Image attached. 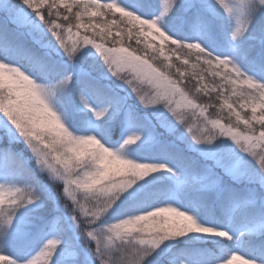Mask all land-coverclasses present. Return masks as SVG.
<instances>
[{"label": "snow or ice", "instance_id": "obj_1", "mask_svg": "<svg viewBox=\"0 0 264 264\" xmlns=\"http://www.w3.org/2000/svg\"><path fill=\"white\" fill-rule=\"evenodd\" d=\"M0 264H264V0H0Z\"/></svg>", "mask_w": 264, "mask_h": 264}]
</instances>
